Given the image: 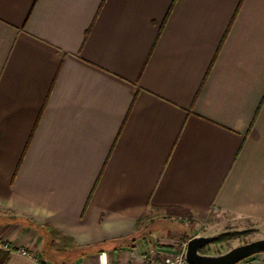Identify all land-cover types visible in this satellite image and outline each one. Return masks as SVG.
I'll use <instances>...</instances> for the list:
<instances>
[{"label":"crops","instance_id":"obj_1","mask_svg":"<svg viewBox=\"0 0 264 264\" xmlns=\"http://www.w3.org/2000/svg\"><path fill=\"white\" fill-rule=\"evenodd\" d=\"M213 214L264 221V0H0V232L31 253L0 262L141 264Z\"/></svg>","mask_w":264,"mask_h":264},{"label":"rangeland","instance_id":"obj_2","mask_svg":"<svg viewBox=\"0 0 264 264\" xmlns=\"http://www.w3.org/2000/svg\"><path fill=\"white\" fill-rule=\"evenodd\" d=\"M234 221L232 217L228 215L213 214L212 216L197 222L196 229L197 232L203 234L204 236H220L223 234H228V238L221 244H210L201 249L202 254H221L227 252L228 250L259 240L264 239V221L253 223L245 228L234 227L232 224ZM193 225V224H192ZM192 225L188 223H180L174 221H162L155 223V231L153 237L161 238L164 241L172 242L174 245L184 241L180 239L181 236L189 237L192 234ZM176 251L179 250L178 247L174 248ZM174 250V251H175ZM49 249L44 248L43 252H48ZM261 254L260 256H262ZM239 264H242L240 262Z\"/></svg>","mask_w":264,"mask_h":264},{"label":"water","instance_id":"obj_3","mask_svg":"<svg viewBox=\"0 0 264 264\" xmlns=\"http://www.w3.org/2000/svg\"><path fill=\"white\" fill-rule=\"evenodd\" d=\"M216 237L197 235L186 243L184 259L188 264H239L253 256L264 254V239H259L221 254H202V248L212 244Z\"/></svg>","mask_w":264,"mask_h":264},{"label":"built area","instance_id":"obj_4","mask_svg":"<svg viewBox=\"0 0 264 264\" xmlns=\"http://www.w3.org/2000/svg\"><path fill=\"white\" fill-rule=\"evenodd\" d=\"M187 242L176 243L178 251H174L170 255L157 254L154 250H150L142 256L141 264H188L184 259V252ZM0 251L8 254L16 253L22 257L30 258L29 244L26 241L13 243L9 238L0 232ZM261 264H264L262 260Z\"/></svg>","mask_w":264,"mask_h":264},{"label":"trees","instance_id":"obj_5","mask_svg":"<svg viewBox=\"0 0 264 264\" xmlns=\"http://www.w3.org/2000/svg\"><path fill=\"white\" fill-rule=\"evenodd\" d=\"M147 219H149L148 216H143V217L137 222V224H136L137 228H138V226H140L141 224H143ZM227 238H228V234H223V235L217 236L216 239H215V241L213 242V244H221V243H223ZM0 253H4V254H6V255L8 254V253H6V252H2V251H0ZM6 255H5V256H6ZM5 260H6V258L1 259L0 264H3Z\"/></svg>","mask_w":264,"mask_h":264}]
</instances>
